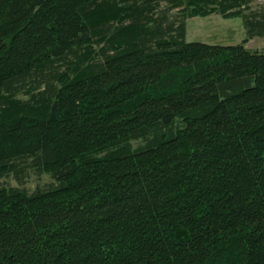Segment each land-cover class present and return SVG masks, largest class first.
Here are the masks:
<instances>
[{
	"label": "trees",
	"instance_id": "16d2710c",
	"mask_svg": "<svg viewBox=\"0 0 264 264\" xmlns=\"http://www.w3.org/2000/svg\"><path fill=\"white\" fill-rule=\"evenodd\" d=\"M185 5L264 38L260 0H0V264H264V51Z\"/></svg>",
	"mask_w": 264,
	"mask_h": 264
},
{
	"label": "rangeland",
	"instance_id": "374dc122",
	"mask_svg": "<svg viewBox=\"0 0 264 264\" xmlns=\"http://www.w3.org/2000/svg\"><path fill=\"white\" fill-rule=\"evenodd\" d=\"M144 0H138L142 2ZM264 0H260V3ZM198 6H183L182 9H174L170 14L182 15L186 22V32L185 39L188 42H202L212 45H237L243 44V46L251 51H264V38H251L248 39L245 34V29L243 27L242 14H245V10H240L241 14H231L229 16H222L219 13H214L213 11L209 13L205 8L200 12ZM208 8V7H206ZM100 46L95 42H91L87 46V52L85 53V60L89 61L90 58L94 60H99L100 58ZM75 68H69L70 77L76 76ZM39 91H32L30 93L17 92L16 94H11L9 97L12 100H17L19 102L30 101L35 103L38 99ZM143 144L141 140H134L129 143L132 150ZM8 184L14 186L17 185L13 180H5ZM51 179L48 174H43L41 176H36L31 174L28 179H26L23 186L32 191L37 185L44 186L50 183Z\"/></svg>",
	"mask_w": 264,
	"mask_h": 264
},
{
	"label": "bare ground",
	"instance_id": "6f19581e",
	"mask_svg": "<svg viewBox=\"0 0 264 264\" xmlns=\"http://www.w3.org/2000/svg\"><path fill=\"white\" fill-rule=\"evenodd\" d=\"M186 40V39H185Z\"/></svg>",
	"mask_w": 264,
	"mask_h": 264
}]
</instances>
